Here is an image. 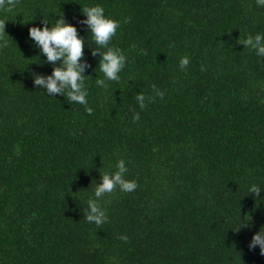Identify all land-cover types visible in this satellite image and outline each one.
I'll list each match as a JSON object with an SVG mask.
<instances>
[{"label":"trees","instance_id":"16d2710c","mask_svg":"<svg viewBox=\"0 0 264 264\" xmlns=\"http://www.w3.org/2000/svg\"><path fill=\"white\" fill-rule=\"evenodd\" d=\"M93 4L118 21L109 46L126 57L105 87L79 23ZM59 16L85 38L91 114L32 82L52 66L28 29ZM257 33L256 0H17L0 9V264H264L248 249L264 202L246 194L256 183L264 197V57L243 45ZM119 159L137 188L105 194L107 222L89 223L86 201ZM240 217L248 226L237 231Z\"/></svg>","mask_w":264,"mask_h":264},{"label":"clouds","instance_id":"9594fccd","mask_svg":"<svg viewBox=\"0 0 264 264\" xmlns=\"http://www.w3.org/2000/svg\"><path fill=\"white\" fill-rule=\"evenodd\" d=\"M17 0H0V9L11 11L16 6ZM257 7H264V0H256ZM83 19L79 23L86 26L87 32L91 34L95 47L91 49L92 55L99 57L98 66L103 79H97L96 84L101 87L106 86V81H118L119 73L125 66L126 57L118 47L109 46V41L116 34L119 27L117 20L105 15V10L100 4L85 6L81 11ZM4 24V22H3ZM3 28V25H2ZM28 36L33 44L43 54L46 61L52 66L49 74H32L33 85L47 92L48 96L59 94L71 102L85 105V110L91 114L92 109L87 107V89L84 77L85 68L88 66L83 59V48L85 38L78 35L77 28L65 21L62 16L55 19L54 23L42 20L39 26H31L28 29ZM8 41L0 37V48L7 47ZM243 45L251 48L258 57H264V33H257L249 36ZM59 62V63H57ZM189 63L187 56L179 60V67L185 70ZM156 96L163 98L164 93L153 86ZM151 99V97L149 98ZM139 107L145 106V96L141 93L136 96ZM139 114L134 113L132 119L139 120ZM128 168L124 159L116 162L114 171H107L101 175L99 183L94 188V197L86 201V208L83 215L87 222L100 226L107 222L108 216L101 206L100 200L107 193H112L114 189L121 192H133L137 188L134 179H128L126 174ZM262 186L252 183L248 186L246 194L259 197L258 202H264V197H260ZM238 231L241 227H247V220L239 218ZM126 240L127 237L121 236ZM259 251L264 255V226L253 232L249 241L248 249Z\"/></svg>","mask_w":264,"mask_h":264}]
</instances>
